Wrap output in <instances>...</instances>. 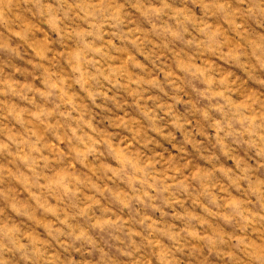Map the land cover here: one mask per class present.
I'll return each instance as SVG.
<instances>
[{"label":"clouds","instance_id":"9594fccd","mask_svg":"<svg viewBox=\"0 0 264 264\" xmlns=\"http://www.w3.org/2000/svg\"><path fill=\"white\" fill-rule=\"evenodd\" d=\"M0 264H264V0H0Z\"/></svg>","mask_w":264,"mask_h":264}]
</instances>
